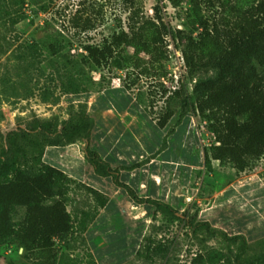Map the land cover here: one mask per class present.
I'll return each instance as SVG.
<instances>
[{
    "label": "rangeland",
    "instance_id": "rangeland-1",
    "mask_svg": "<svg viewBox=\"0 0 264 264\" xmlns=\"http://www.w3.org/2000/svg\"><path fill=\"white\" fill-rule=\"evenodd\" d=\"M191 1L180 0L178 6L171 0L136 3L150 17L158 5L172 29H187L197 36V26L185 25L193 15ZM81 2L100 10L91 14L96 26L87 32L69 23L83 7ZM128 16L123 0H0V149L5 148L8 133L36 120L61 124L72 114L85 112L95 120L90 149L120 168V181L139 197L164 201L178 211L172 215L152 204H138L112 177L97 175L85 157V139L47 145L44 162L70 177L67 210L74 219L73 232L55 239L58 264H190L206 249L221 253L220 264H264V159L239 173L228 162L211 160L206 166L204 152L215 138L200 115L189 111L179 119L175 107L170 122L163 128L158 125L168 96L161 85L173 90L186 83L191 91L177 43L169 37L167 58L153 66L146 56L144 65L151 67L152 75L134 68L131 49L124 51L128 64L121 68L97 67L86 59L84 45L100 43L120 24L128 29ZM53 42L63 43L64 50L52 54ZM32 162L27 167L36 173L41 165ZM100 197L106 199L104 206ZM24 214L25 209L17 207L14 219L20 221ZM192 218L208 221L229 237L243 235L249 246L240 262L236 256L242 239L233 242L221 233L194 229L186 222ZM84 219L82 230L79 223ZM149 239L165 244V254L149 258ZM21 248L16 239L1 244L0 264H32Z\"/></svg>",
    "mask_w": 264,
    "mask_h": 264
},
{
    "label": "trees",
    "instance_id": "trees-1",
    "mask_svg": "<svg viewBox=\"0 0 264 264\" xmlns=\"http://www.w3.org/2000/svg\"><path fill=\"white\" fill-rule=\"evenodd\" d=\"M123 2L129 9L128 29L120 24L119 30L100 43L85 44L86 59L97 67L121 68L128 64L124 51L131 49L134 68H142L140 74L152 75L151 67L144 65L146 56L152 66L167 58V40L172 38L183 54L192 85L190 93L186 83L173 90L161 85L163 94L168 96L158 125L163 128L170 122L175 107L180 110L179 119L189 111L200 115L215 138L204 152L206 166L211 165V160L228 162L239 173L264 159V0H192L193 15L188 13L185 25L197 26L200 29L197 36L187 29H172L158 5L150 17L143 14L136 0ZM171 2L178 6L180 0ZM81 6L69 23L72 28L87 32L96 26L91 14H100V10L93 3L90 8L84 2ZM49 50L58 54L64 50V44L50 43ZM210 72L211 75L198 78ZM94 126L92 116L76 112L61 124L36 120L6 135V146L0 149V245L16 239L32 264H58L55 239H64L74 230V219L67 210L66 182L70 177L45 163L43 157L47 145L66 146L78 138L85 139V157L97 175L112 177L138 204H152L161 212L177 214L169 203L139 197L132 187L120 181V168H113L89 147ZM30 151L32 157L28 156ZM31 159L41 165L36 173L27 167ZM128 168L131 167H123ZM89 190L99 194L93 187ZM99 199L104 206L106 199ZM17 207L25 209L20 221L14 219ZM186 222L194 229H206L211 235L221 233L233 242L242 239L241 251L236 256L239 262L249 246L243 235L229 237L208 221L192 218ZM79 226L85 230L86 220L80 221ZM147 252L149 258L165 254L166 246L149 239ZM221 257L219 251L206 249L196 253L190 264H220Z\"/></svg>",
    "mask_w": 264,
    "mask_h": 264
},
{
    "label": "water",
    "instance_id": "water-1",
    "mask_svg": "<svg viewBox=\"0 0 264 264\" xmlns=\"http://www.w3.org/2000/svg\"><path fill=\"white\" fill-rule=\"evenodd\" d=\"M23 249L21 248V251H22Z\"/></svg>",
    "mask_w": 264,
    "mask_h": 264
}]
</instances>
